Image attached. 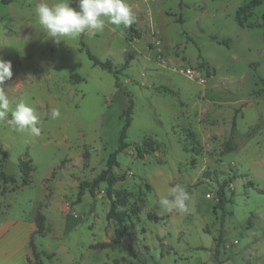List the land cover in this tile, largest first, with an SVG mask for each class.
<instances>
[{
    "label": "rangeland",
    "instance_id": "obj_1",
    "mask_svg": "<svg viewBox=\"0 0 264 264\" xmlns=\"http://www.w3.org/2000/svg\"><path fill=\"white\" fill-rule=\"evenodd\" d=\"M248 1L127 0L134 33L106 24L54 43L36 22L39 0H0V59L13 72L5 87L41 128L34 137L0 122V264H27V251L30 264H264V0L240 19ZM86 51L114 71L132 60L116 83ZM127 95L128 147L114 170L125 180L113 185L126 232L116 238L105 184L94 199L76 195L116 149ZM175 184L190 194L188 214L159 204ZM37 214L34 256L24 240Z\"/></svg>",
    "mask_w": 264,
    "mask_h": 264
},
{
    "label": "clouds",
    "instance_id": "obj_2",
    "mask_svg": "<svg viewBox=\"0 0 264 264\" xmlns=\"http://www.w3.org/2000/svg\"><path fill=\"white\" fill-rule=\"evenodd\" d=\"M71 0H39L35 7L36 22L47 37L54 43L62 41L59 38L78 39L87 33L94 37L102 32L106 24L116 28H131L137 21L127 0H77V8L70 6ZM12 63L0 59V122L12 126L18 132H29L34 137L41 135L39 118L34 108L20 99L13 106L8 95L5 82L12 79ZM59 108L50 110V117L58 119ZM191 197L185 186L175 184L169 189L168 195L160 199L159 204L166 212L174 210L188 214L191 210L188 202Z\"/></svg>",
    "mask_w": 264,
    "mask_h": 264
},
{
    "label": "trees",
    "instance_id": "obj_3",
    "mask_svg": "<svg viewBox=\"0 0 264 264\" xmlns=\"http://www.w3.org/2000/svg\"><path fill=\"white\" fill-rule=\"evenodd\" d=\"M261 4V0H249L248 3L246 4V6L243 9H239L238 11V15L240 17V19H242V16L244 15V13L254 9L256 6H259ZM246 20V19H245ZM260 27L264 30V12L261 15V24ZM127 32H131L134 33L135 30L131 27L129 29H125ZM136 38L140 37V34H135ZM215 39V38H212ZM223 45H227L226 41H222L219 42ZM87 57L89 58V60L92 61L93 65L98 66L99 68H101L102 70H106L109 72H113L114 73V78L116 80L117 83V77L116 75L119 74V72L125 70L128 67V64L130 62V60H132V54L127 55L124 64L121 66L120 69H118L117 71H114L115 69L112 67V65L109 62H101L100 60H98L97 58H95L92 54H90L89 51H86ZM128 96V100H127V106L126 108L122 111V127L121 130L119 132V137H118V143H117V147L116 149L111 152L108 155V158L106 160V164H105V169L102 170L100 172L99 175H97L96 177H94L91 181H80L77 187V195H76V200L80 201L81 197L83 196V194L87 191L88 194L90 195V197L92 199L95 198V188L101 184L104 183V194L106 196V198L109 201V210L107 213V218L111 219L114 221V234L116 236V238H121L122 236H124L125 234V222H126V218H127V214L123 213V212H119L116 210L115 208V194H114V189H113V185L115 182H122L125 180V174L116 177L114 174V170L115 168L119 167L118 161H117V156L122 153L127 147L128 144L125 142L126 139V133H127V129L130 126L131 123V115H132V110H133V101L130 98L129 95ZM235 116V114H234ZM236 123H235V117H233L232 121H231V130L234 129ZM223 151H233L234 148L230 147L229 142L225 141L223 143ZM4 154V153H2ZM18 169L21 175V184L22 186L28 185L29 183V178H30V172L32 171L31 167H30V161H20L18 163ZM262 194H264V191H260ZM222 189H220L218 191V206H222L223 205V198H221L222 195ZM117 196V195H116ZM123 203H125V199L122 201ZM215 210V208H213ZM148 218H150V220L152 221H157L158 218L155 216H148ZM43 217L39 214L36 215L35 217V226L36 229L31 233L30 235V239L28 242V247L32 252V255L36 256L35 253V249L36 247L34 246L33 243V236L35 235H40L43 236L44 233V228H43ZM103 248V247H102ZM27 262L30 264L31 261L30 259L27 257L26 258ZM38 264H41L40 262Z\"/></svg>",
    "mask_w": 264,
    "mask_h": 264
},
{
    "label": "crops",
    "instance_id": "obj_4",
    "mask_svg": "<svg viewBox=\"0 0 264 264\" xmlns=\"http://www.w3.org/2000/svg\"><path fill=\"white\" fill-rule=\"evenodd\" d=\"M0 238H2V237L0 236ZM29 239H30V237H25V240H24L25 244H26V242H29ZM5 251H6L5 248L2 249V251H1L2 255H3V253H5ZM27 252H28V251H27ZM27 252H25V254H24L25 261H26V258H27V256H28ZM26 263H27V262H26ZM27 264H29V263H27ZM220 264H222V263H220Z\"/></svg>",
    "mask_w": 264,
    "mask_h": 264
},
{
    "label": "built area",
    "instance_id": "obj_5",
    "mask_svg": "<svg viewBox=\"0 0 264 264\" xmlns=\"http://www.w3.org/2000/svg\"><path fill=\"white\" fill-rule=\"evenodd\" d=\"M201 82H203V80H201Z\"/></svg>",
    "mask_w": 264,
    "mask_h": 264
}]
</instances>
